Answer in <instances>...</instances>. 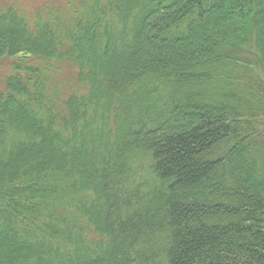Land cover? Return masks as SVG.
Masks as SVG:
<instances>
[{
    "label": "trees",
    "instance_id": "1",
    "mask_svg": "<svg viewBox=\"0 0 264 264\" xmlns=\"http://www.w3.org/2000/svg\"><path fill=\"white\" fill-rule=\"evenodd\" d=\"M4 57L0 264H264V0L0 5Z\"/></svg>",
    "mask_w": 264,
    "mask_h": 264
},
{
    "label": "rangeland",
    "instance_id": "2",
    "mask_svg": "<svg viewBox=\"0 0 264 264\" xmlns=\"http://www.w3.org/2000/svg\"><path fill=\"white\" fill-rule=\"evenodd\" d=\"M65 0H0V5L1 6H6V5H11L16 7L17 9H20L21 11H34L36 8H38L41 5H46V4H60ZM238 15H235V19H237ZM244 23V24H242ZM239 23L241 26V29H245L248 27L249 22L245 21ZM238 25V24H237ZM13 62V58L9 57H4L0 59V90L3 87L4 83V77L8 72L10 71L11 68V63ZM66 75H68L66 72H68L66 69L63 70ZM70 84L74 87H76L77 91L79 89V85H77L75 82L70 81ZM58 211V210H55Z\"/></svg>",
    "mask_w": 264,
    "mask_h": 264
}]
</instances>
